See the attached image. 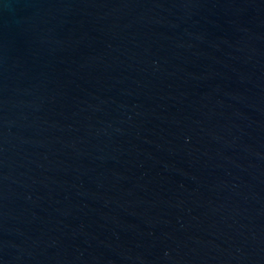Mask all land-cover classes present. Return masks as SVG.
<instances>
[{"label":"water","instance_id":"95a60500","mask_svg":"<svg viewBox=\"0 0 264 264\" xmlns=\"http://www.w3.org/2000/svg\"><path fill=\"white\" fill-rule=\"evenodd\" d=\"M0 264H264V0H0Z\"/></svg>","mask_w":264,"mask_h":264}]
</instances>
